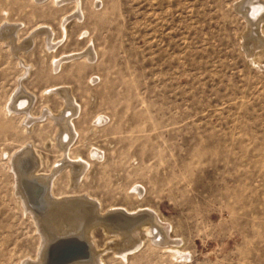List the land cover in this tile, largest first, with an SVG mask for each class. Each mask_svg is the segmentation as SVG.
I'll use <instances>...</instances> for the list:
<instances>
[{
    "label": "rangeland",
    "instance_id": "obj_1",
    "mask_svg": "<svg viewBox=\"0 0 264 264\" xmlns=\"http://www.w3.org/2000/svg\"><path fill=\"white\" fill-rule=\"evenodd\" d=\"M235 1L79 0L76 16L72 0H0V264L37 255L40 235L16 188L39 187L29 182L38 175L23 171L26 144L40 154L39 177L61 164L60 151L44 145L57 124L40 118L62 111V98L47 89L57 85L70 86L79 105L71 154L88 161L80 167L89 175L76 190L103 207L115 200L155 208L183 240L178 255L146 243L126 264H264V48L260 65L251 64ZM40 25L53 28V51L43 35L29 46ZM87 45L92 63L67 59L54 70L55 57ZM22 93L30 95L24 107L40 116L33 126L23 109L8 111ZM67 182L63 172L56 192ZM96 230L103 264H125Z\"/></svg>",
    "mask_w": 264,
    "mask_h": 264
},
{
    "label": "bare ground",
    "instance_id": "obj_2",
    "mask_svg": "<svg viewBox=\"0 0 264 264\" xmlns=\"http://www.w3.org/2000/svg\"><path fill=\"white\" fill-rule=\"evenodd\" d=\"M60 1L64 0H53L56 4H59ZM72 1L76 3V11L72 12L71 15L77 16L78 12L82 13V9L79 8V0ZM234 9L245 21V30L240 34V40L247 53V58L251 64L256 63L260 65V62H257L256 58L257 51L264 48V0H236ZM71 15L63 18V22L61 21L60 23L61 27L64 26ZM17 31L14 28L11 32L17 33ZM53 32L51 26L40 25L32 29L26 39L29 40V46H32L36 37L43 35L46 49L53 51V48L58 43L54 42L51 37ZM63 34H66L65 29L63 30ZM0 37L2 39L6 38L5 33H0ZM8 40L12 41L11 38H8ZM13 42L10 43L11 47L14 46ZM12 50L14 49L12 48ZM94 56H96V52L92 48V45H87L80 51L63 54L62 57L58 58L55 57L53 59L54 70L60 71L67 59L74 60L83 57L88 63H92L91 61L94 59ZM47 89L50 92H56L64 101L62 111L53 113L49 109H46L42 112L41 117L39 116L40 118L49 116L57 124L56 133L44 145L47 148L55 147L60 151V159L58 161H61V164L58 168H55L53 165L48 173L39 177L40 175L37 173L40 166V154L36 148L34 149V147L26 144L24 149H22L23 151L25 150L24 153L22 151L18 153L21 154L22 152V156L29 155L30 158L27 157L24 162L30 165V167H24L23 171L25 174L30 171L29 175L31 174L32 176L38 175L36 176V181H28L31 185L34 182L35 187L39 186L34 193H30L29 191L24 193L18 186L16 188L17 198L21 201L24 210L29 213L28 215L36 225L35 227L39 232L38 235H40V243L35 260L31 262L25 261L23 264H45L49 245L53 246L58 244V242L66 243V246H58L56 250L52 251L57 256L61 255L64 257L66 254L71 255L80 251L81 247L74 245L75 242L69 245L67 243L71 242L70 239H72L74 241H83L89 246L91 242L94 243L95 234L98 232L96 228L108 236L109 240L106 245H108L107 249L112 250V257L118 254V257L116 256L117 259L121 262L123 261V263L125 262V264L128 261V256L136 253V250L146 243L160 246L162 249L172 252L174 256L180 254L183 240L178 239L176 234L172 233V225H169L168 228L164 227L165 220L157 209L141 204L127 207L122 204H116L115 200L107 207H103L100 201L92 198L88 190L84 194H80V190H76L78 183L82 182V178L86 180L88 178L87 175H89L88 171L85 172V167H80L82 162H85V164L87 162L88 165V161L83 159L80 154L75 156L71 154L74 138L75 136L79 138V130L74 121L79 105L70 90V86L57 85ZM47 89L43 91V94H45ZM29 98L30 95L22 93L17 99L12 98L8 105V111L23 109L27 119L25 122L26 127L33 126L39 118L30 113L27 105L24 107L26 103H29ZM16 102L19 103L16 105ZM99 119L101 118L99 117L97 121ZM102 122L104 121L102 120ZM93 150V155H96L95 152L98 149L93 148ZM98 152L100 153V151ZM17 157L16 155L14 162L18 161ZM13 171L16 177L21 175L19 174L20 169L18 167H13ZM63 172L67 174L68 182L66 189L68 190L58 193L56 192V185L58 177L62 176ZM18 178L20 176L16 179ZM130 189H133L134 195L138 200H143L144 196L139 195L140 191L138 187L132 185ZM94 246L97 252L92 249V252H90L89 248L87 257L76 258L66 264H103L104 258L101 254L104 250L99 251L97 243H94Z\"/></svg>",
    "mask_w": 264,
    "mask_h": 264
},
{
    "label": "water",
    "instance_id": "obj_3",
    "mask_svg": "<svg viewBox=\"0 0 264 264\" xmlns=\"http://www.w3.org/2000/svg\"><path fill=\"white\" fill-rule=\"evenodd\" d=\"M69 240V239H68ZM71 242L67 243V245H69L70 243L73 244L72 242H75L74 245H78L79 247H81L80 251H77L71 255H65L64 257H62L61 255L57 256L56 253H52V251L56 250L58 246H66V243L63 242H58V244H55L53 246H51V244L49 245L48 251H47V258H46V262L45 264H66L67 262H70L76 258H80V257H87L89 254V246L88 244H86L83 241H74L72 239H70ZM62 250V248H61Z\"/></svg>",
    "mask_w": 264,
    "mask_h": 264
}]
</instances>
